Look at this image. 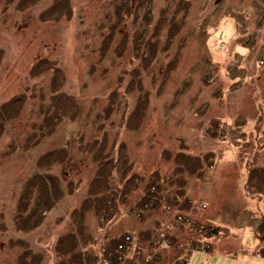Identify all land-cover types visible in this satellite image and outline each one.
Wrapping results in <instances>:
<instances>
[{
  "label": "rangeland",
  "instance_id": "rangeland-1",
  "mask_svg": "<svg viewBox=\"0 0 264 264\" xmlns=\"http://www.w3.org/2000/svg\"><path fill=\"white\" fill-rule=\"evenodd\" d=\"M54 1L0 0V264H264V0Z\"/></svg>",
  "mask_w": 264,
  "mask_h": 264
},
{
  "label": "trees",
  "instance_id": "trees-1",
  "mask_svg": "<svg viewBox=\"0 0 264 264\" xmlns=\"http://www.w3.org/2000/svg\"><path fill=\"white\" fill-rule=\"evenodd\" d=\"M29 1H32V0H29ZM35 1L36 0H33V2H28V0H19L20 6L22 5V7H24L26 4L34 3ZM25 2H26V4H25ZM67 4H68V0H55L54 3H53V5L50 6L47 10H45L42 13V15L49 16L53 12H55V11L58 12L61 8L66 7ZM97 142L96 141L90 142V144H91L89 146V150L90 151H92L94 148L96 149V147H98V145L100 144V142L99 141H97ZM50 156H53V154L50 153ZM60 158L61 157H59V159ZM102 160H104L103 157H102ZM106 163L107 162H104V164H106ZM102 164H103V162H102ZM260 169L262 171H264V167L263 168L260 167ZM260 169H258V170H260ZM250 175H251V173H250ZM96 178H98V179L101 178L100 179L101 182H103L105 180L107 182V179L105 177L103 178L102 176H100V177L97 176ZM248 179H249L250 182L252 181L251 176ZM95 180L96 179L94 178V181ZM103 184L105 185L104 188L107 191H109L110 188L107 186V184H105L104 182H103ZM154 187H155V185H151L149 187V189L146 191V194H144L145 196L140 201L141 203L139 202V206L141 205L143 207L144 205L145 206L151 205L153 207V205H155V202L158 203V199H157L158 197L156 196L157 195L156 193L158 191L156 190V192L153 193L154 192L153 189H155ZM90 198H91L90 200H92L94 197H90ZM87 201H89V200L86 199V202ZM102 204L103 205H101V206H99L97 208H102L103 209V207L105 205H104V203H102ZM178 205L179 204H177L176 201H170V202H168V206L169 207L170 206H172V207H174V206L179 207ZM105 209H106V207H104V210ZM105 214H107V213H105ZM181 220H182V218H181ZM261 228H262V225L259 226V228L257 229L258 235H259V233H263L264 234V231H261ZM220 231L221 230H220V227L219 226L212 227L210 225H206V226H203L202 225L201 228H200L201 239L198 240L196 243H193V248L199 249L201 247V245H203L205 248H207V247L209 248L210 247V239H212V237H215L216 235H218V233H220ZM202 238H203V240H202ZM258 238H260V236L257 237V240H259ZM131 239H132V237H131V235H129V233H122V234H119V235H117V236L109 239L108 240V244H106L109 247V250H104L103 253H102L103 255H101V257L98 256L99 262L101 264H138V260L141 259V257H142L141 251H140L138 245L135 246V248H134L133 256H131V258L128 257V256H130L129 251H130L131 246H132ZM194 244H195V247H194ZM208 248H207V251L209 250ZM136 249L138 250V252H137ZM135 250H136V252H135ZM158 257L159 256L156 255V256H154L153 259H155V258L158 259ZM136 259H138V260L136 261ZM153 259H151V257L147 256L146 263H141V264H153V262H154Z\"/></svg>",
  "mask_w": 264,
  "mask_h": 264
},
{
  "label": "water",
  "instance_id": "water-1",
  "mask_svg": "<svg viewBox=\"0 0 264 264\" xmlns=\"http://www.w3.org/2000/svg\"><path fill=\"white\" fill-rule=\"evenodd\" d=\"M222 1H223V0H216L215 3H216V4H219V3H221Z\"/></svg>",
  "mask_w": 264,
  "mask_h": 264
}]
</instances>
